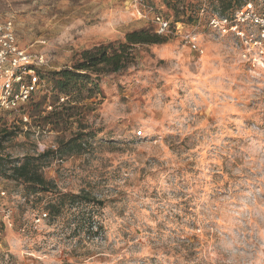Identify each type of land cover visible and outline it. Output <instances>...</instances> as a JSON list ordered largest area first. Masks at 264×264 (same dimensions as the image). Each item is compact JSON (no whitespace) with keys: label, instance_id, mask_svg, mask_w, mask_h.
<instances>
[{"label":"rangeland","instance_id":"374dc122","mask_svg":"<svg viewBox=\"0 0 264 264\" xmlns=\"http://www.w3.org/2000/svg\"><path fill=\"white\" fill-rule=\"evenodd\" d=\"M133 1L0 0V23L13 24L18 47L46 59L29 124L0 112V130L13 134L1 154L18 162L87 134L84 151L43 160L41 172L56 192L101 204L52 219L56 195L28 196L0 177L13 222L0 218V264H264V45L208 28L217 0H145L177 32L136 46L134 66L102 77L100 95L73 119L57 128L42 120L67 101L56 103L51 72L154 29ZM249 35L244 28L240 38Z\"/></svg>","mask_w":264,"mask_h":264},{"label":"trees","instance_id":"16d2710c","mask_svg":"<svg viewBox=\"0 0 264 264\" xmlns=\"http://www.w3.org/2000/svg\"><path fill=\"white\" fill-rule=\"evenodd\" d=\"M245 1L248 0H217L222 14L239 8ZM165 43L166 37L157 35L154 29H140L126 33L123 41L101 44L81 51L70 67L49 74V80L56 91V103L60 97L66 98L67 101L59 105L58 110L54 108L47 112L42 119L44 124L57 128L77 116V111L84 107L85 101L100 95L99 83L102 77L124 72L134 66L136 46ZM12 135V132L0 130V177L21 184L28 196L36 197L47 193L56 195L54 201L47 205L48 214L52 219L59 217L64 210L75 209L82 213L86 206H101L99 201L90 198L84 191L78 194L56 192L53 182L45 179L41 172L43 160L84 151L87 141L84 139H87V134L76 135L56 151L48 150L36 157L27 156L18 162L8 160L1 154L4 142ZM80 230L83 231L84 228Z\"/></svg>","mask_w":264,"mask_h":264},{"label":"built area","instance_id":"2783aa9c","mask_svg":"<svg viewBox=\"0 0 264 264\" xmlns=\"http://www.w3.org/2000/svg\"><path fill=\"white\" fill-rule=\"evenodd\" d=\"M132 9L139 19H147L152 15L151 22L157 35L167 37L177 32L175 28L179 25L155 13L145 0H134ZM207 26L221 36H234L248 46L264 45V0H248L226 14H212L208 18ZM244 28L249 29L253 35L240 38ZM187 39L189 46L198 51L197 39L194 36H188ZM45 65L46 59L43 55L32 56L18 47L10 21L0 23V112L18 113L22 123L25 126L29 124L26 109L33 101L37 89L44 86L38 72ZM60 101L63 102L64 98L61 97ZM47 149L53 151L55 146ZM4 196L5 192H1L0 197ZM0 218L4 226L12 227V212L8 207L0 206ZM46 218V213L37 216L34 225L38 226Z\"/></svg>","mask_w":264,"mask_h":264}]
</instances>
